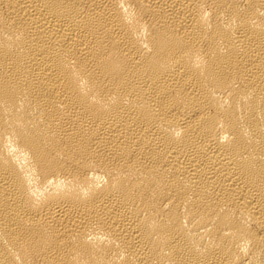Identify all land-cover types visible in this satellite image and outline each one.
Returning a JSON list of instances; mask_svg holds the SVG:
<instances>
[{
    "label": "bare ground",
    "instance_id": "obj_1",
    "mask_svg": "<svg viewBox=\"0 0 264 264\" xmlns=\"http://www.w3.org/2000/svg\"><path fill=\"white\" fill-rule=\"evenodd\" d=\"M0 264H264V0H0Z\"/></svg>",
    "mask_w": 264,
    "mask_h": 264
}]
</instances>
